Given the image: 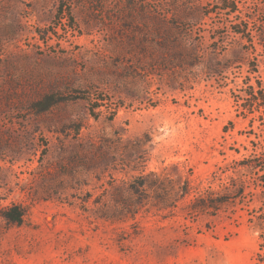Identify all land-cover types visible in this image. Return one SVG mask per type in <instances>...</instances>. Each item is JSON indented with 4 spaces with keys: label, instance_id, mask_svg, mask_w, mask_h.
<instances>
[{
    "label": "rangeland",
    "instance_id": "1",
    "mask_svg": "<svg viewBox=\"0 0 264 264\" xmlns=\"http://www.w3.org/2000/svg\"><path fill=\"white\" fill-rule=\"evenodd\" d=\"M260 88L264 0H0V213L23 212L0 216V264H256L257 195L120 203L141 173L174 198L262 174ZM49 94L78 98L36 112Z\"/></svg>",
    "mask_w": 264,
    "mask_h": 264
},
{
    "label": "trees",
    "instance_id": "2",
    "mask_svg": "<svg viewBox=\"0 0 264 264\" xmlns=\"http://www.w3.org/2000/svg\"><path fill=\"white\" fill-rule=\"evenodd\" d=\"M222 1L224 4L225 0ZM230 4L231 6L229 9L235 10V3ZM62 11V5H59L57 15ZM261 90L262 89L260 88L257 91L258 99L264 103V95H261ZM74 98H78V96L71 98L70 96L49 94L35 101L34 107L36 112L42 113L60 102ZM94 104L95 103H91L90 111H93L98 107V105ZM262 170V174L248 180L245 178L229 176L228 181L224 183L221 182V187L219 188H214L211 185L203 187L202 189L196 187L193 188L189 181L185 180L178 186L175 198L172 196L173 187L169 180H166L165 178H157L153 181H148L145 179V176L148 174L141 173L132 179L129 186V192L134 195L135 198L122 201L120 203V209L131 215L136 213L141 207L148 203L144 202L147 201L146 198L148 197L146 194L147 189L153 192V200L150 201V205L158 210L175 207L179 201L189 196L194 189L195 194L187 207L190 213L194 214H215L230 204L247 205L252 201L253 196L257 195L260 201V206L256 209H251L249 221L253 222L255 227L260 230L259 238L261 239V242L259 243L258 252L256 253V264H264V162ZM216 179L217 177H214L213 181ZM257 189H259L258 192H256ZM0 216L11 223L20 224L22 222L23 212L17 207H12L3 213H0Z\"/></svg>",
    "mask_w": 264,
    "mask_h": 264
}]
</instances>
